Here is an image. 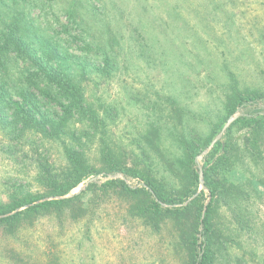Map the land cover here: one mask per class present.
Listing matches in <instances>:
<instances>
[{"label": "rangeland", "instance_id": "1", "mask_svg": "<svg viewBox=\"0 0 264 264\" xmlns=\"http://www.w3.org/2000/svg\"><path fill=\"white\" fill-rule=\"evenodd\" d=\"M103 1L110 15L116 4L129 7L117 0L114 5L113 0ZM128 13L126 10V20ZM152 19L156 28L146 30ZM138 21L141 28L139 24L136 27L143 34L140 41L152 38L156 48H144L141 58L132 57L128 49L131 30L123 28L128 31L124 49L117 48L118 63L111 72L91 73L82 83L95 110L103 112V107H111L114 117L104 130L98 128L89 137L78 134L81 139L77 141L97 171L65 195L70 198L84 191L81 202L23 219L17 228L0 224V264L180 261L183 253L169 246L175 234L172 226L165 225L160 233H155L135 215L128 197L104 184L122 180L132 188L142 186L141 178L123 172L138 168L157 178L165 175L167 182L179 186L180 182L170 175L174 172L166 169L161 152L173 151L179 144L176 137L191 127L199 130L201 138H208L223 123L222 116L238 91L264 90V0H187L166 32L160 28L163 18L156 21L154 16L139 17ZM124 24L127 25L125 20ZM85 128L80 123L75 125V129ZM225 134L220 140L223 146L219 155L224 149ZM241 136L242 132L235 133L238 139ZM65 138L46 137L34 131L11 135L0 126V203H8L12 196L46 194V185L39 178L41 165L47 161L56 172L63 171L64 142H76L69 134ZM102 143L114 149L119 170H114V165L102 156ZM206 156L196 158L198 173L199 166L206 165ZM238 167V182L251 173L264 179V148L262 157L249 171L243 165ZM91 184L96 186L88 190ZM204 193L208 199V192ZM51 197L57 196L45 198ZM248 208L253 223L242 236L228 210L220 209L217 230H223L236 242L221 252L225 256L218 264H235L234 259L242 254L240 264H264V186H258ZM228 255H232V261Z\"/></svg>", "mask_w": 264, "mask_h": 264}, {"label": "trees", "instance_id": "2", "mask_svg": "<svg viewBox=\"0 0 264 264\" xmlns=\"http://www.w3.org/2000/svg\"><path fill=\"white\" fill-rule=\"evenodd\" d=\"M117 2L129 7L116 4L110 15L103 0H0V126L11 135L34 131L57 139H66L69 134L76 140L64 142L66 167L61 173L47 161L41 165L39 178L46 185V194L12 196L8 203H0V224L17 228L23 219L81 202L84 191L70 198L37 203L48 196H65L97 173L77 141L81 139L78 134L89 137L98 128L104 130L114 116L111 107H103V112L95 110L83 81L91 73L112 71L118 63V49H124L128 29L123 28L131 30L130 54L141 58L140 51L154 45L152 38L140 41L143 34L136 27L139 24L141 28L138 18L154 16L156 21L163 18L160 28L166 32L187 4V0ZM126 10H129L127 20ZM34 12L38 15L34 16ZM124 20L126 26H123ZM152 28H156L153 19L146 30ZM263 91L259 88L238 91L222 116L223 123L208 138H201L199 130L191 127L176 137L179 144L173 151L161 152L166 169L174 172L170 175L180 182L179 186L167 182L165 175L157 178L138 168L123 169V172L141 178L142 186L132 188L122 180L104 184L114 186L128 197L135 215L155 233H160L165 225L172 226L175 234L169 246L183 253L176 264H218L225 256L221 252L232 248L236 242L233 237L217 230L218 213L223 207L236 223L240 236L250 230L253 222L248 214L249 202L258 192V186H264V179L251 173L238 182V166L243 165L249 171L256 159L262 157ZM237 110L242 111V116L227 130L222 154L219 155L223 143L219 141L206 156L204 179L212 200L202 219L207 199L204 192L182 205L198 190L196 158ZM76 123L86 128L75 129ZM236 132H242L241 138L235 137ZM102 145V156L114 165V170H119L114 149L107 143ZM94 186L91 184L88 190ZM23 206L28 208L12 214ZM229 240L231 244L227 246ZM240 248L245 251L244 246ZM228 257L232 261V255ZM241 258H235V264H240Z\"/></svg>", "mask_w": 264, "mask_h": 264}, {"label": "water", "instance_id": "3", "mask_svg": "<svg viewBox=\"0 0 264 264\" xmlns=\"http://www.w3.org/2000/svg\"><path fill=\"white\" fill-rule=\"evenodd\" d=\"M242 116V111L241 110H237L227 121V123L224 125L222 131L219 133V135L212 141V143L210 144V146L202 153V156H206L212 149L213 147L216 145L217 142H219L222 137L224 136V134L226 133V131L231 127V125L233 123H235L240 117ZM94 180V179H92ZM199 184H200V188L198 190V192L188 201H186L185 205H187L191 200L195 199L200 193L204 192H208L209 197L205 203L204 206V211L202 213V219H204L208 205L211 202V193L209 191V189L206 187L205 184V179H204V171H203V167L199 166ZM85 188V187H84ZM67 198V196H57V197H51V198H45L42 199L40 201H38L37 203H41V202H45V201H50V200H60V199H65ZM28 208V206H23L20 207L19 209H17L16 211H14L12 214H14L15 212L21 210V209H25ZM1 218V217H0Z\"/></svg>", "mask_w": 264, "mask_h": 264}]
</instances>
